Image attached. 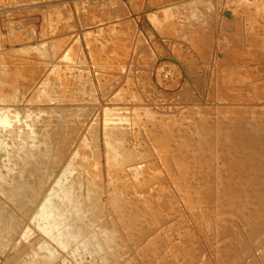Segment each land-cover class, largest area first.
Returning a JSON list of instances; mask_svg holds the SVG:
<instances>
[{"label":"bare ground","instance_id":"obj_1","mask_svg":"<svg viewBox=\"0 0 264 264\" xmlns=\"http://www.w3.org/2000/svg\"><path fill=\"white\" fill-rule=\"evenodd\" d=\"M262 2L225 0L238 20L235 29L219 21L217 36L216 0L158 7L166 17L160 30L195 50L216 37L223 52L205 70L204 100L185 112L140 102L147 85L140 74L114 90L96 123L78 125L79 109L52 125L50 110L34 136L10 149L0 141L1 264H264V65H245L264 61ZM103 31L117 30L108 23L82 35L97 40ZM77 41L59 35L7 51L53 56L58 64L35 91L46 97L50 77L66 86ZM8 71L0 67V84ZM7 114L0 107L3 128L12 123ZM130 240L138 242L123 256Z\"/></svg>","mask_w":264,"mask_h":264},{"label":"rangeland","instance_id":"obj_2","mask_svg":"<svg viewBox=\"0 0 264 264\" xmlns=\"http://www.w3.org/2000/svg\"><path fill=\"white\" fill-rule=\"evenodd\" d=\"M80 1L0 0V53H3L0 67L6 65L9 70L0 84V107L7 108L8 118L12 121L10 127L0 126V141L5 142L8 149L14 143H22L28 136H34L43 124L40 115L45 116L50 110L54 111L52 125L56 124L58 116L70 118L72 112L79 109L82 113L78 125L98 122L101 106L115 102L111 100L114 90L127 78L135 79L140 74L147 85L139 101L157 106L161 113L179 114L187 110L188 103L204 100L201 83L208 80L204 76L205 70L219 65L218 59L223 52L217 49L216 37L213 45L209 43L202 50H195L174 32L159 29V25L165 24L166 17L158 7L178 0H88L84 4ZM216 1L220 15H214L213 36H217L222 21L226 27L231 21L238 20L234 9L227 6L225 0ZM256 1L249 0L251 5ZM57 4L61 12L58 18L53 12L57 11L53 9ZM261 5L264 8V2ZM88 10L92 12L87 13ZM86 13L90 19L85 18ZM49 16L54 22L51 27L47 21ZM108 23L116 26L113 35L103 31L97 40L94 35H82L86 30L104 27ZM231 26L235 29L234 25ZM59 35L69 43L78 40L74 60L68 64V69H63L67 84L60 89L50 77L47 96H38L35 92L38 83L58 62L53 56L42 59L32 50L26 53L7 50L36 45L38 41ZM87 39L91 40V51L86 46ZM245 65H264V61H248ZM189 68L198 69L192 72ZM260 99L264 102V95ZM24 110L31 111L32 116L24 118ZM18 131L21 137L15 138ZM4 154L5 150H1L0 163ZM135 242L138 241L130 240L123 256L133 253ZM123 262L124 258L108 264Z\"/></svg>","mask_w":264,"mask_h":264}]
</instances>
